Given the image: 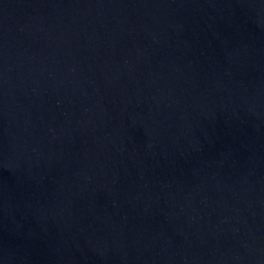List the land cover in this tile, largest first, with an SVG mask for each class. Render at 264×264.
<instances>
[{"label": "water", "instance_id": "1", "mask_svg": "<svg viewBox=\"0 0 264 264\" xmlns=\"http://www.w3.org/2000/svg\"><path fill=\"white\" fill-rule=\"evenodd\" d=\"M0 264H264V0H0Z\"/></svg>", "mask_w": 264, "mask_h": 264}]
</instances>
